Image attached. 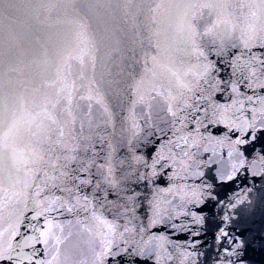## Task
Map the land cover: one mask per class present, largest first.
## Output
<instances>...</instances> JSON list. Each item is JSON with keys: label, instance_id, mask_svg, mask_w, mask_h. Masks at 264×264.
Listing matches in <instances>:
<instances>
[{"label": "water", "instance_id": "obj_1", "mask_svg": "<svg viewBox=\"0 0 264 264\" xmlns=\"http://www.w3.org/2000/svg\"><path fill=\"white\" fill-rule=\"evenodd\" d=\"M249 36L264 43V0H0L3 224L37 201L51 206L63 224L53 264H98L108 241L129 255L150 247L159 264H214L196 205L219 214L246 196L238 212L264 214V175L241 169L227 187L213 177L215 161L228 171L227 153L238 159L235 133L214 127L238 107L216 79L229 78L218 53L226 67ZM253 171H264L259 161ZM149 201L167 223L151 231L167 239L146 246ZM101 204L119 225L106 238L84 219ZM254 248L246 264H264Z\"/></svg>", "mask_w": 264, "mask_h": 264}, {"label": "snow or ice", "instance_id": "obj_2", "mask_svg": "<svg viewBox=\"0 0 264 264\" xmlns=\"http://www.w3.org/2000/svg\"><path fill=\"white\" fill-rule=\"evenodd\" d=\"M255 39L249 36L243 40L240 46L242 50L229 55L226 67L223 66L225 53L223 51L218 53V66H221V72H228L229 78L225 81L217 73L216 79L221 84L227 83L229 94H234L227 103L238 105L231 124L225 122L214 125L224 128L228 133H235L230 135L229 139L236 145L233 151L238 159H232L233 153L229 152L227 153L229 170L222 171L223 157L215 161L218 166L213 169L214 179L219 180L225 187L239 175L241 169L253 175H264V171H253L257 161L264 168V123H260L257 117V113L264 114V93L259 91L264 89V43H256ZM232 47L235 48L236 45L233 44ZM241 86L245 91H240ZM249 91L251 94H248ZM212 165L209 157L208 166L211 168ZM106 197L107 194L105 202L112 203ZM246 200V196L237 197L235 202L230 201L219 214L213 213L215 204L209 206L208 203L201 201L196 205L199 213L205 211L208 213L206 219H202L197 213L192 215L195 217L194 223L206 229L204 234L211 236L215 243V255L212 257L214 264L221 259L226 260L227 264H233V261L235 264H246L249 252L255 250V245H259L261 253H264V214L257 220L253 215H242L238 212L237 209ZM42 204V201H37L35 208L23 207L16 214L15 220L7 225L3 224V217H0V264H53L56 256L53 248L61 242L63 224L46 214L52 211L51 206L42 207ZM148 211L150 213L148 229L142 228L149 234V239L145 241L146 246L150 245L153 239L158 242L167 239L165 233L151 231L158 227L162 229L167 227L166 212L160 208L159 201L155 205L149 201ZM84 219L89 222L86 225L89 226V230L94 227L97 235L105 238L114 234L119 226L118 221L107 214L104 204L94 208L90 216ZM171 226L189 231L190 235L195 237L202 235L200 231L184 229L182 225ZM101 242L104 244L103 239ZM195 243L194 241L189 247L194 248ZM114 247L118 248L108 241L107 246L97 252L98 264H122L121 257H124V264H127L128 259H131L133 264H147L149 259L153 264H159V256H153L150 247L141 248L139 251L133 249L130 255L127 254V248L120 251L113 250ZM159 248H163L162 243L158 245L157 251ZM187 255L206 254L192 251L186 253Z\"/></svg>", "mask_w": 264, "mask_h": 264}]
</instances>
